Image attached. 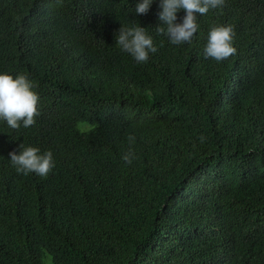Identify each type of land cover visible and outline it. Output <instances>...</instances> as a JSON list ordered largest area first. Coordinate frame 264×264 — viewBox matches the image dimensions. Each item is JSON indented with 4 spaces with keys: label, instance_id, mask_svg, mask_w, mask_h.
Returning a JSON list of instances; mask_svg holds the SVG:
<instances>
[{
    "label": "trees",
    "instance_id": "trees-1",
    "mask_svg": "<svg viewBox=\"0 0 264 264\" xmlns=\"http://www.w3.org/2000/svg\"><path fill=\"white\" fill-rule=\"evenodd\" d=\"M159 2L0 0V72L39 96L31 127L0 119V264H264V0L197 14L179 45ZM213 24L234 30L220 62ZM122 25L153 38L147 62ZM20 144L52 152L46 177L17 173Z\"/></svg>",
    "mask_w": 264,
    "mask_h": 264
},
{
    "label": "clouds",
    "instance_id": "clouds-1",
    "mask_svg": "<svg viewBox=\"0 0 264 264\" xmlns=\"http://www.w3.org/2000/svg\"><path fill=\"white\" fill-rule=\"evenodd\" d=\"M153 0H137L135 13L147 14ZM225 3V0H160L156 32L158 35H166L173 45L190 42L197 32V14L205 15L210 9H217ZM183 9L185 15L182 22L177 23V12ZM234 30L231 25L213 24L207 36V44L204 47L205 58H212L217 62L223 61L236 54L233 46ZM116 44L122 51L129 53L137 63L148 61L149 53H155L153 38L148 35L144 27L121 26L116 33ZM33 82L24 74L13 75L0 72V119L6 121L12 129H19L21 122L24 128L35 124V117L39 115L37 104L38 94L33 90ZM129 141L134 137L129 136ZM205 137L200 136L201 142ZM20 151L9 153L10 162L17 173L27 175L35 173L46 177L55 166L53 154L46 151L40 154V149L34 146L25 147L19 145ZM122 159L132 163L133 152L123 154Z\"/></svg>",
    "mask_w": 264,
    "mask_h": 264
}]
</instances>
